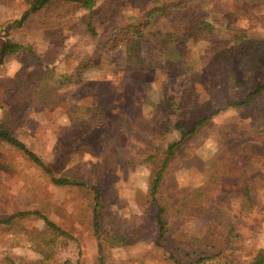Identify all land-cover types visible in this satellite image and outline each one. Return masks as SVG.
<instances>
[{"label": "rangeland", "instance_id": "374dc122", "mask_svg": "<svg viewBox=\"0 0 264 264\" xmlns=\"http://www.w3.org/2000/svg\"><path fill=\"white\" fill-rule=\"evenodd\" d=\"M30 1L0 0V48H31L0 65V123L81 186L0 140V264H250L264 250V2L56 0L19 26ZM202 120L166 164L159 248L151 180ZM32 211L69 237L33 215L3 223Z\"/></svg>", "mask_w": 264, "mask_h": 264}, {"label": "trees", "instance_id": "16d2710c", "mask_svg": "<svg viewBox=\"0 0 264 264\" xmlns=\"http://www.w3.org/2000/svg\"><path fill=\"white\" fill-rule=\"evenodd\" d=\"M51 1H56V0H31L30 2H28V5H29L28 9L22 14V16L20 17V19L17 21L16 24L21 26L22 24H24L29 19V17L31 15H33V14L37 13L39 10L43 9ZM58 1L77 3V4H80L86 10L90 11L94 7L96 0H58ZM191 1L192 0H186V3H189ZM243 1L248 3V4L264 2V0H243ZM156 11H160V10L159 9L153 10L150 12V14L153 12H156ZM162 12H164V10H162ZM179 23H183V22H179ZM207 26L208 25H205L204 30H207L210 33L211 29H209V27H207ZM87 30L91 33V35H95V31H94L92 25L90 24V22L87 23ZM161 41H162V43L168 42L169 36L168 35L163 36V39ZM260 47H261V45H260ZM20 50H25L27 52H31V48L28 46H23V45H20L18 43L12 42L10 40L5 41L0 48V65L4 62V60L9 55L15 54V53L19 52ZM261 89H262V87L258 86L253 92L249 93L242 101L231 103V104H229V106L237 107V106H243V105L249 103V101L252 99V97H254ZM203 124H204L203 120L195 123V125L193 126V128L190 131L181 133V138L178 142L170 144L167 146L164 161L162 162L160 168L154 173L153 179L151 180L150 188H149V195L152 197L153 201L157 205L155 220H156V224L158 227V236H157L155 244L159 248L162 247L160 244V241L164 238L167 230L165 228L166 225H165V221H164V217H163L164 209L162 207L158 206L156 194L159 191V186H160V183H161L162 178H163V173L165 171L166 164H167L168 160L173 156L174 150L179 146L180 142L186 136L195 132V130L198 129ZM0 140L5 142L6 144L16 148L21 153H23L30 161H32L36 166L41 168V170L50 178V180L53 184H55L57 186H81V183H79L77 181H73V180L66 179V178L55 177L53 175L52 171L50 170V168H48L46 166V164L42 161V159L37 154L32 152L30 149H28L24 143H22L20 140H18L8 130H6L2 126L1 123H0ZM28 215H33V216H36V217L42 219L45 226L50 231H52L55 235H61V236L69 237L67 232L62 230L60 227L56 226L53 222L48 220L43 214H41L38 211L19 213L17 215H14V216L4 220L3 223H9V222H11V220L13 218L28 216ZM94 227L95 228L98 227V224L96 223V221H94ZM208 230H209L210 236L212 237L213 242L214 241L218 242L219 238H221V236H224V235H220L218 237V234L214 233L213 230L211 229V227H209ZM223 240H227V238L225 237V238H223ZM192 253H193V255L195 254L194 252H192ZM169 258L173 260V256H170ZM212 259H213V256H208V255L202 253V255H199V257L195 261V263L196 264H207V262H209ZM250 264H264V250H260L257 253V255L253 258V260L251 261Z\"/></svg>", "mask_w": 264, "mask_h": 264}]
</instances>
